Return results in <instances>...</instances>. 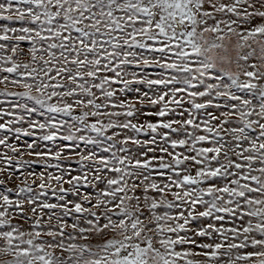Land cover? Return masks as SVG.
I'll use <instances>...</instances> for the list:
<instances>
[{
	"label": "snow or ice",
	"instance_id": "obj_1",
	"mask_svg": "<svg viewBox=\"0 0 264 264\" xmlns=\"http://www.w3.org/2000/svg\"><path fill=\"white\" fill-rule=\"evenodd\" d=\"M0 133V264H264V0H0Z\"/></svg>",
	"mask_w": 264,
	"mask_h": 264
},
{
	"label": "rangeland",
	"instance_id": "obj_2",
	"mask_svg": "<svg viewBox=\"0 0 264 264\" xmlns=\"http://www.w3.org/2000/svg\"><path fill=\"white\" fill-rule=\"evenodd\" d=\"M15 90H19V89H15ZM35 118V117H34ZM26 126V125H25ZM3 133H0V135H2ZM11 139V138H10ZM25 139H30V138H25ZM42 169L39 167V166H37L36 167V171L37 172H39V171H41ZM18 182V181H17ZM29 183H31V180H29Z\"/></svg>",
	"mask_w": 264,
	"mask_h": 264
}]
</instances>
